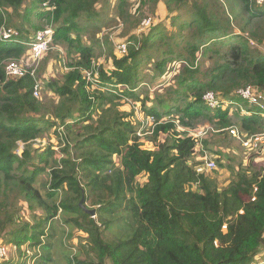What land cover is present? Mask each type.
Instances as JSON below:
<instances>
[{
    "label": "trees",
    "instance_id": "trees-1",
    "mask_svg": "<svg viewBox=\"0 0 264 264\" xmlns=\"http://www.w3.org/2000/svg\"><path fill=\"white\" fill-rule=\"evenodd\" d=\"M238 2L248 15L244 26L220 0H0V30L13 27L30 43L52 28L70 69L60 84L45 86L55 100L34 99L29 76L4 75L5 63L28 56L29 48L0 42V186L44 214L27 222L3 213L0 245L27 244L37 250L26 257L32 264H59L53 248L63 241L55 240L54 220L63 211L62 221L82 233L86 253L80 260V253L60 250L63 264H264V165L250 174L239 167L221 191L196 172L197 151H212L207 139L193 135L197 125L223 140L232 127L240 137L264 134V110L237 96L247 86L264 91V29L250 26L264 22V4ZM129 5L137 15L154 6V18L140 39L126 37L119 56L101 37ZM161 18L168 27L158 24ZM104 46L108 71L97 65ZM206 62L211 67L204 70ZM208 92L228 105L210 110L203 101ZM119 99L153 119L156 149L141 145L132 114L113 113ZM94 116L100 121L93 133L81 131ZM50 129L70 138L72 159L57 162L52 147L33 148ZM120 211L130 213L136 230L129 239L108 240L112 214Z\"/></svg>",
    "mask_w": 264,
    "mask_h": 264
},
{
    "label": "rangeland",
    "instance_id": "rangeland-1",
    "mask_svg": "<svg viewBox=\"0 0 264 264\" xmlns=\"http://www.w3.org/2000/svg\"><path fill=\"white\" fill-rule=\"evenodd\" d=\"M111 5H114L115 0H108ZM161 1V0H160ZM223 4H225L227 14L235 19V24L244 26V24L248 22V15L242 11L243 6L240 5L238 0H220ZM104 7V3L99 1L97 4V10H102ZM125 17L118 20V24L115 23L106 28L103 32V36L101 37L102 43L103 41L108 44V47L112 48L113 53H116V46L119 43H125L126 37L128 35H134L137 39L141 38V34L146 29H141V22L144 19H150L151 22L154 18V6L146 7L142 13L136 14L134 9L129 5L125 9ZM109 13V11H108ZM110 14V13H109ZM259 22V21H254ZM159 23L168 24V20L161 18L159 19ZM256 24V25H254ZM250 24L252 28L254 26H262L264 29V22ZM168 27V26H167ZM13 28V27H12ZM15 29V28H14ZM142 32V33H141ZM246 40L249 41L248 36H244ZM86 44V42H85ZM262 51H264V47H259ZM103 55L98 60L97 65H103L109 70V66L106 62V52L105 46L103 47ZM28 58V56H25ZM25 57L23 59H25ZM22 59V60H23ZM211 67V64L206 62L204 63L202 69H207ZM69 68L67 67V56L63 49L52 45V48L40 59L38 64V69L36 76L41 83V96L40 100L47 102L51 100H55V97L52 96V92L48 89H45V86L48 82H52L55 85L60 84L63 78V75L69 72ZM88 81H90V77H86ZM158 92H154L155 94ZM162 96V94H160ZM116 105L115 111L113 113L115 115L123 114L129 115L132 114V122L137 129V134L139 137V141L141 145L145 148H152L153 150L157 148L159 139L152 138V120L148 119L147 116L141 111L140 108L132 106L131 103L127 100L116 101L114 103ZM113 104V105H114ZM109 106V105H108ZM98 116H94V119L84 126L85 129H81V131L86 134L93 133L96 126L99 124ZM197 131L194 132L193 135L202 136L203 139H207V144L210 145L212 151H203L200 153V149L195 154L196 160H201V165L196 168H203L202 173L209 177V179L216 184V187L219 191L225 190L229 187V185L235 181L236 173L239 167L246 169L250 174L254 171L259 170V168L264 165V140L259 141L254 138L251 139V146L244 148L242 144L236 139L232 138L228 133L227 139L223 140L222 137H217L216 132H212L205 123L199 124L196 126ZM53 129L45 131L42 136H40L36 142L33 143V148H43L50 146L52 147L57 154V162L62 159H72L71 146L72 142L70 138L64 137L63 134L59 136L57 132ZM233 139V140H232ZM259 146L260 154L255 155L256 146ZM211 160L215 164V168L211 171H208L204 168L205 162ZM119 169L120 165L117 164ZM118 169V170H119ZM108 172H112L108 171ZM144 177H140V182H143ZM0 202L4 204V207L1 209L3 213L13 214L15 216H20L23 220L27 222H31L33 214L42 218L44 214L38 210L31 212L24 199L20 197L18 194L14 192L13 189H9L3 184L0 186ZM86 207L90 210L92 208L89 205ZM38 211V212H37ZM36 212V213H35ZM67 216H63V211H59L57 218L54 220V228H55V240L58 241L59 238L63 241V248L55 247L53 248V254L55 255L56 262L59 261V264H63L62 259L60 258V250L67 252L69 256H75L80 253V260L85 259L86 253L81 250V245L85 243V239H82V233L77 231L74 228H70L68 225L64 223V219ZM110 218V217H106ZM111 219L113 223L109 226L108 232L105 233V237L108 240H126L129 239L135 232L136 228L134 227L131 221V215L127 211H120L112 214ZM4 247V250L7 252V256L3 259V262H8L9 260H15L20 264H32L30 258L33 254H36V249H31L28 245H22L18 248L14 246H10L8 244L1 245ZM23 254L25 256H23ZM25 261V263H24ZM2 262V261H1ZM14 262V261H13ZM105 264H111L109 260H106Z\"/></svg>",
    "mask_w": 264,
    "mask_h": 264
},
{
    "label": "built area",
    "instance_id": "built-area-1",
    "mask_svg": "<svg viewBox=\"0 0 264 264\" xmlns=\"http://www.w3.org/2000/svg\"><path fill=\"white\" fill-rule=\"evenodd\" d=\"M255 5L261 6L264 4V0H251ZM151 20L144 19L140 26L141 29H146L150 26ZM53 29L44 28L35 33L33 40L30 43L21 42L20 33L18 30L3 26L0 30V42L1 43H11L16 42L21 45H25L29 48L28 58L20 60H11L5 63L4 65V75L6 81H16L18 79L25 78L29 76L33 80L32 87V97L34 99L40 100L41 96V83L38 80L36 73L38 69V64L40 59L52 48L53 45ZM127 51L126 43H119L116 46V53L119 56H123ZM87 77H90V74H87ZM91 81V80H90ZM1 84V83H0ZM237 96L247 102L250 105H254L264 110V91H258L252 86H247L237 92ZM203 101L210 110L218 109L219 107L228 105V103L220 102L212 93L208 92L203 96ZM153 123V121H152ZM228 133L232 138L239 141L244 148L251 146V139L262 141L264 140V134L251 137H240L239 132L236 128L228 129ZM204 168L208 171H211L215 168L213 161L208 160L205 162ZM203 168H198L197 173H202ZM254 201V199H252ZM242 213V212H240ZM223 230L226 229L224 225ZM7 256V252L4 250V247L0 245V262Z\"/></svg>",
    "mask_w": 264,
    "mask_h": 264
},
{
    "label": "water",
    "instance_id": "water-1",
    "mask_svg": "<svg viewBox=\"0 0 264 264\" xmlns=\"http://www.w3.org/2000/svg\"><path fill=\"white\" fill-rule=\"evenodd\" d=\"M80 208H82L85 212H87L91 217L94 216L93 210H86L85 207L82 205V202L79 203Z\"/></svg>",
    "mask_w": 264,
    "mask_h": 264
},
{
    "label": "clouds",
    "instance_id": "clouds-1",
    "mask_svg": "<svg viewBox=\"0 0 264 264\" xmlns=\"http://www.w3.org/2000/svg\"><path fill=\"white\" fill-rule=\"evenodd\" d=\"M87 77V76H86ZM152 121H153V119H151ZM152 125H153V123H152Z\"/></svg>",
    "mask_w": 264,
    "mask_h": 264
}]
</instances>
